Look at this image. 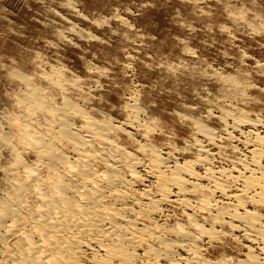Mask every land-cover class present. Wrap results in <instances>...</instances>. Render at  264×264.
Returning a JSON list of instances; mask_svg holds the SVG:
<instances>
[{
    "label": "rangeland",
    "instance_id": "1",
    "mask_svg": "<svg viewBox=\"0 0 264 264\" xmlns=\"http://www.w3.org/2000/svg\"><path fill=\"white\" fill-rule=\"evenodd\" d=\"M66 101L78 129L87 113L144 160L170 152L162 175L146 164L136 174L135 193L162 199L154 225L194 230L196 218L209 260L261 254L264 193L247 178L264 176V0H0V140L13 142H0V205L18 184L35 203L49 171L34 135L62 143ZM195 162L179 192L174 166Z\"/></svg>",
    "mask_w": 264,
    "mask_h": 264
},
{
    "label": "bare ground",
    "instance_id": "2",
    "mask_svg": "<svg viewBox=\"0 0 264 264\" xmlns=\"http://www.w3.org/2000/svg\"><path fill=\"white\" fill-rule=\"evenodd\" d=\"M77 108L67 101L57 108V138L62 143L56 144L58 141L48 137L49 133L37 130L39 133L34 135L40 144V161L49 172L34 181V204L27 202V186L18 184L12 196L0 205V231L10 228L9 232H0V264H229L227 260H209L202 254L206 235L198 231L196 218L190 217L194 230L182 224L172 228L154 225L152 213L162 199L147 196L145 200L135 193L138 168L146 164L152 172L160 171L162 175L159 166L168 167L170 152L166 157L159 149L151 148V157L144 160L124 149L111 135V122L94 121L87 113L84 126L78 129L71 113L80 114ZM133 110L132 122L139 126V110ZM202 131L211 142L216 140L209 127H202ZM3 137L0 142L10 145L11 136ZM195 165L196 162L174 166L177 175L172 181L179 192L188 184V175H198ZM247 181L264 193L263 175L248 177ZM13 236L16 240L12 245L9 237ZM253 252L249 254L251 260L241 264H264L263 246V255ZM4 254L8 255L6 260L1 257Z\"/></svg>",
    "mask_w": 264,
    "mask_h": 264
}]
</instances>
